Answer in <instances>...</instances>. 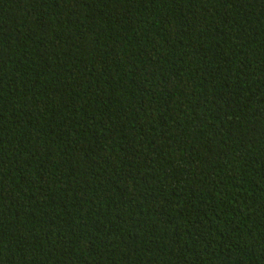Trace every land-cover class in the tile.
<instances>
[{
    "label": "trees",
    "instance_id": "16d2710c",
    "mask_svg": "<svg viewBox=\"0 0 264 264\" xmlns=\"http://www.w3.org/2000/svg\"><path fill=\"white\" fill-rule=\"evenodd\" d=\"M0 264H264V0H0Z\"/></svg>",
    "mask_w": 264,
    "mask_h": 264
}]
</instances>
